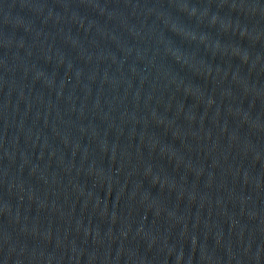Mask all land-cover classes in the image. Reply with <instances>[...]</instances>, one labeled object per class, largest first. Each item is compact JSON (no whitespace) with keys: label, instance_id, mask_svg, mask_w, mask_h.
<instances>
[{"label":"water","instance_id":"water-1","mask_svg":"<svg viewBox=\"0 0 264 264\" xmlns=\"http://www.w3.org/2000/svg\"><path fill=\"white\" fill-rule=\"evenodd\" d=\"M0 264H264V0H0Z\"/></svg>","mask_w":264,"mask_h":264}]
</instances>
